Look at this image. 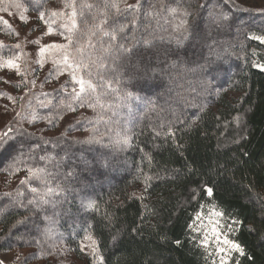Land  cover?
<instances>
[{
    "label": "trees",
    "instance_id": "1",
    "mask_svg": "<svg viewBox=\"0 0 264 264\" xmlns=\"http://www.w3.org/2000/svg\"><path fill=\"white\" fill-rule=\"evenodd\" d=\"M5 2L20 3L31 20L25 30L26 24L22 22L18 26L0 23V44L3 45L0 57L6 59L22 53L17 61L21 72L35 67L38 58L34 56L37 45L29 41L39 39L40 46L66 42L64 37L56 35L60 31L57 25L71 17L73 3L79 45H83L86 56L100 58L104 67L92 69L91 77L87 69L80 72L86 80L91 79L98 85L99 102L95 108H79L65 98L59 85L68 79L67 74L57 80L55 73L48 75L46 69H38L34 76L37 82L35 86L30 85L29 91L13 86L20 82L18 74L0 70V81L7 77L12 82H0V111L9 117L0 125V133L23 125L30 132L40 129L37 136L43 134L58 145L55 148L53 143L43 145L45 150H37L28 165H17L20 172L15 171L16 166L11 171L6 170L7 165L0 166V175L9 179L18 177L14 186L0 190V251L26 249L18 259L45 264L50 258L49 252L56 258L70 252L82 263L87 255L78 251L77 246L84 235L91 234L97 244L105 245L99 251L107 256L108 264H219L216 241L209 231L210 224L216 227L218 222V230L227 232L225 225L236 229L227 234L245 248L246 255L240 257L242 264H264V233L255 231L264 227V71L252 66L255 62L264 63V46L249 39L253 35L264 36V25L256 20L264 19V14L242 6L233 8L238 18L237 30L236 24L231 28L218 26L211 8L216 0H140L141 6L135 14L117 13L105 5L117 3L124 9L137 0H39V4L37 0H4L0 7ZM205 4L209 6L199 7ZM54 6L59 9L65 6V12L59 10V15L53 16ZM37 7L45 12V19L55 29L53 36L44 35L47 24L38 25ZM105 12L108 13L106 30L126 25L116 43L130 45L132 52L145 53L160 68L145 75L142 70H134L140 58L133 57L132 52L114 60L117 53L101 51V42L107 45L109 38L103 37L94 26L104 19ZM185 12L190 15L185 16ZM245 18L246 22H242ZM182 20L199 26L205 56L228 57L224 66H230L231 71L217 82L222 87L215 92L205 89L195 65L165 62L162 52L153 59L145 51L175 47L176 39L185 35ZM34 26L41 34L31 31ZM43 36L48 37L45 43L41 42ZM133 36L136 41L131 39ZM146 38H153L155 47L144 44ZM17 44L19 49L15 47ZM45 75H48L46 81ZM101 75L105 81H111L110 87L100 80ZM32 78L33 73L28 71L25 79ZM145 82L157 86L142 91L139 85ZM223 87L235 95L224 93ZM65 117L74 127L69 130L68 124L66 130L51 134ZM126 128L133 137V148L116 153L104 147L110 139L118 140V134L122 135ZM170 129L174 133L171 139L166 135ZM94 135L103 143H83ZM172 139L181 145L180 151L190 166L192 159L197 161L198 171L192 179L199 182V187L191 185L195 190L194 199L188 197V176L177 162L180 153L173 150ZM49 153L54 159H38ZM101 153L112 161L111 167L100 158ZM145 153L154 159L149 160ZM237 157L239 164L235 163ZM229 158L233 163L225 173L218 165H224ZM84 161L88 162L87 167ZM24 167L42 169L37 172L40 179L28 175ZM177 169H181L179 175L175 172ZM157 174L160 179H152L148 187L145 177ZM22 179L30 183L21 186ZM58 185L63 191L46 197L55 203L44 205V211L29 219L26 227H14L15 221L29 216L23 209L5 207L18 190L27 192V198H31L34 195L30 193L31 187L43 192L47 187L55 189ZM207 187L213 188L212 196L201 191ZM5 193L12 196L5 197ZM90 202L95 204L94 208L85 206ZM106 214L112 222L107 228L97 229L96 222ZM45 216L51 219L44 220ZM33 220L39 224V235ZM133 227L141 229L140 234H132L135 239L128 235ZM117 234L126 242L113 246L111 237ZM205 236L208 240L201 246Z\"/></svg>",
    "mask_w": 264,
    "mask_h": 264
},
{
    "label": "snow or ice",
    "instance_id": "2",
    "mask_svg": "<svg viewBox=\"0 0 264 264\" xmlns=\"http://www.w3.org/2000/svg\"><path fill=\"white\" fill-rule=\"evenodd\" d=\"M4 0H0V3H3ZM37 4H39V0H37ZM73 9L71 17L66 22H62L58 24L57 27L60 29L56 33L58 36L64 37L65 43H46L43 46H40V40L29 41V43H34L37 45L38 51L34 53V56L38 58L35 59V67L25 68L24 72H21V65L17 63L19 56L22 53H17L12 56L5 58L0 57V70H5L9 73L18 74L20 78L19 83L13 84L14 87L27 89L30 91V85L35 86L36 79L34 78L35 73L38 69H46L48 75L55 73L57 80L60 77L67 74L68 79L64 80L63 83L59 85L60 89L64 94H66V99H70L73 104L78 105L79 108H95L97 103L99 102V96L96 95L98 85L93 83L91 79L86 80L80 72L82 70L87 69L88 75L91 77L92 69L94 68H103L104 64L100 58L93 59L92 55H85V49L83 45H79V38L76 36L77 29V20H76V11L75 4L70 5ZM140 0H137V3L134 5H125L124 9L119 7V4L112 3L106 4L105 8H114L117 13L121 11H130L135 14L136 10L140 8ZM209 5L205 4L199 7H208ZM10 7H15L17 9L21 8L22 5L17 2L8 3L7 7H0V11L8 12ZM88 7H93L92 5H88ZM240 5L235 3V0H216V2L212 3V15L216 18L217 24L219 27L231 28L234 24L237 26V30H239V24H237L238 18L233 14V8H239ZM37 16L36 21L38 25L47 24V32L44 35L51 36L53 33L52 25L45 19V12L39 11V7H37ZM172 12H175L176 9H169ZM59 13H53V16H57ZM185 16H189L190 13L185 12ZM107 17L108 13H104V19L101 20L100 24L95 25L94 27L99 29L100 33L103 37H108L109 42L107 45H104L101 42V51L103 53H117L114 57L115 59H119V57L123 54L132 52V48L130 45L126 43H116L119 36V33L124 31L126 25H119L117 27L111 28V30H106L107 25ZM19 20L28 24V20L25 19L23 15L19 17ZM133 23H135V15H133ZM0 23L2 24H10L9 21L4 20L3 17H0ZM242 23V22H241ZM181 25L184 27L185 35H182L180 38L176 39L175 47L167 46L162 50L157 48L156 51L152 52L150 49H146V53H149L153 59L160 57L161 52L165 58V62L171 61L173 64H186V65H195V72L200 77H202V83L205 89L210 93L213 90H216L222 85H219L217 82L221 80L228 72L231 71V67L224 66V61L228 59L227 56L224 57H212L205 56L203 50V37L201 35L200 29L198 25L192 24L189 25L187 20H182ZM36 26H34L31 31H35ZM17 36L19 33H15ZM133 41H136V37L133 36L131 38ZM153 38H146L143 40V43L146 45H152ZM249 39L258 41L260 45L264 46V36L261 35H253L249 36ZM92 45H90L91 47ZM0 47H3L0 44ZM16 48H20V45H15ZM155 47V45H152ZM133 57L139 56L138 64L134 65V70H142L145 75L149 71H156L160 68V65L154 64L152 60L147 59L145 53L140 52H132ZM247 60V57H245ZM51 61V65L49 66L48 62ZM253 67L264 71V63L255 62L252 64ZM31 71L33 73V78L30 80H26L25 77L27 72ZM48 75H45L43 79L46 81ZM101 81H105V77L103 75L100 76ZM4 83L12 84L11 81L7 79V77L3 78L2 81ZM107 85L111 86V81H105ZM78 86V87H77ZM135 86V85H134ZM142 91H150L157 85L153 84L149 86L147 82L139 85ZM43 87V85H41ZM114 91H117L114 89ZM11 99V95L8 97ZM71 107V105H69ZM74 112L75 109L73 108ZM33 121L31 122H34ZM86 119V118H85ZM179 120V117L177 118ZM54 121H50L53 123ZM187 123V121H185ZM74 125H69V130H71ZM40 129H37L35 132H30L26 128L21 125L18 128H9L8 131L0 133V166L7 165L6 170L11 171L13 166L15 167L16 172H20L21 168L17 165H28L35 157L36 151H44L43 145L53 143L51 140L45 138L43 134L37 136V132H40ZM93 132H96V129H93ZM119 135L118 140H109V143L104 145L105 148L113 149L114 152H124L128 149L134 147L133 145V137L128 134V129L126 128L122 135ZM157 136L159 133L156 134ZM171 138L174 137V133L169 130L166 133ZM243 139V137H241ZM103 143L102 139L97 138L95 135L89 137L88 140L83 141V143H92V142ZM78 143L80 141H77ZM172 143L175 145L174 151L179 152V156L177 157V162L181 164V169L186 170L185 175L188 176V185H187V194L189 199L195 198V190L191 188V185L196 184L199 187V182L197 180L192 179L194 175H196L198 169H196L195 165L197 161L192 159L191 166L189 161L184 160L183 152L180 151L181 145L175 144V140L172 139ZM58 145L53 143V147H57ZM25 147H27V151H25ZM154 147H156L154 145ZM140 151H144L143 149H139ZM146 157L151 160L154 159L150 154L145 153ZM100 158L104 159L105 164L108 167L112 166V161L109 159H105V154L101 153ZM38 159L40 161L52 160L54 157L49 153L46 155L39 156ZM241 161L237 157L235 159V163L239 164ZM233 163L232 158H229L225 161L224 165H218V168H222L225 173H227V166ZM85 167L88 166V162L84 161ZM212 167V164L209 163V168ZM203 168V165H200V169ZM181 169L175 170L176 174L179 175ZM28 175L35 177L36 179H40L37 176V172H42V169H33L32 167H24L23 169ZM72 173H69L71 175ZM147 181H149L148 187L151 186L150 181L152 179H160L157 174L155 177H145ZM21 186L29 184L28 179H22L19 181ZM63 191L62 188L58 185L55 189L51 187H47L43 192L40 191L37 187H31L30 193L34 194L31 198L28 197V193L25 191L17 192V195L14 199L10 200L9 205L5 207L12 208H20L25 212L29 213V216H25L20 220L15 221L14 227L19 228L22 226H27L29 219L33 216H38L39 212L44 211V205L48 203H55L46 199V197L52 196L54 192ZM201 191H206L208 196L213 195V188L207 187L206 189H201ZM5 197H11V193H5ZM133 197L135 194L133 193ZM140 199H144L143 196ZM87 208H94L95 204L90 202L85 205ZM216 216H222V213H214ZM262 217H264V209H262ZM44 220H50L51 218L48 216L43 217ZM200 219L199 214H197V220ZM108 221L105 223L104 221ZM112 221L108 218L107 214L100 220L96 222L97 229L107 228ZM195 223V222H194ZM262 224H264V219H262ZM33 226L35 227L37 234L40 233L39 224L33 220ZM194 226V225H193ZM227 228V232H235L236 229L232 228L228 225H225ZM219 225L217 222V226L213 228V237L216 241V249L215 253L219 256V264H242L240 257H244L246 255V250L242 247L241 243H237L236 239H230L227 232L218 230ZM258 233H264V227L255 229ZM140 234L141 229L133 227L129 230L128 235L135 239L132 234ZM47 233H45L46 235ZM223 237V239H221ZM90 241V245L88 246L89 252L87 255L91 256V260L87 258V256L82 258V264H108V258L105 254H102L99 249L105 247V245L101 242L97 244V241L92 238L91 235L86 237ZM35 239V238H33ZM113 246H118L126 241L121 239L119 234L111 237ZM166 239V237H164ZM208 240V237H204V241H202L201 246L204 245ZM37 243H40L39 240H36ZM179 244L180 242L177 241ZM85 249V245L80 244L77 246L78 251H83ZM236 254V255H234ZM35 256V253L32 254ZM49 257H51V252H49ZM28 257H25L27 259ZM0 264H6V261L0 259ZM46 264H63L62 260L50 258L46 261ZM73 264H81V260H74Z\"/></svg>",
    "mask_w": 264,
    "mask_h": 264
},
{
    "label": "rangeland",
    "instance_id": "3",
    "mask_svg": "<svg viewBox=\"0 0 264 264\" xmlns=\"http://www.w3.org/2000/svg\"><path fill=\"white\" fill-rule=\"evenodd\" d=\"M6 1V0H5ZM235 3L242 6L243 8L245 9H248V10H251V11H254V12H258L260 14H264V0H235ZM2 7H7L8 6V3L5 2L4 5H1ZM52 11L55 12V13H58L60 12L59 10H61V12H65V6H63L62 8L59 9V7H52ZM27 13L25 12V8H23V6L19 9L15 8V7H10L9 8V11L6 13V12H3V11H0V16L3 17L5 20L9 21L11 25H14V26H18V24H20V20H19V17L21 15H23L25 17V19H27L28 15H26ZM28 20V25L30 24L29 22L31 20L27 19ZM54 20V19H53ZM257 21H259L261 24L263 23L264 25V19L263 18H259V19H256ZM242 22H246V18L245 19H242L241 20ZM28 25L26 24V26L23 28V30H25ZM45 28H47V26L45 25ZM34 32V31H33ZM53 32H55V29H53ZM41 34V33H38L37 31L34 32V34ZM54 33H52L51 36H53ZM50 37V36H48ZM46 37V38H48ZM43 38L41 39V42L45 43L46 41H48V39ZM217 90V89H216ZM216 90H213L211 92H215ZM224 93L228 94V95H235L234 92L232 91H229L227 90V88H224L221 89ZM220 90V91H221ZM121 113V112H120ZM120 117H122L123 115L120 114L119 115ZM9 118L8 115H4V112L2 114V111H0V125L2 124V122L4 121V119H7ZM71 123V120L70 119H67V117L61 119L60 123L58 124V126L50 131L51 134H54V133H57L59 130H66L67 129V125ZM18 177L14 178V179H9L8 177L4 176V175H0V190L3 188V187H12L14 186L15 182L17 181ZM211 226H209L210 228V235L213 236V228L215 227L214 223H211L210 224ZM91 234H86L84 235L81 239H80V242H79V245L80 244H83L85 245V249L83 250V252L87 255L88 252H89V248L88 246L90 245V241L86 238L87 236H89ZM92 236V235H91ZM92 238L94 240H96L94 238V236H92ZM214 238V237H213ZM215 239V238H214ZM27 250L26 249H13V250H9V251H0V259H3L6 261V264H18V261H21L19 262L20 264H45L44 262H41V261H35V260H31V261H22L21 259H18L19 255H22L24 253H26ZM89 256V255H87ZM91 257V256H89ZM50 258H53V259H59V260H62L63 261V264H73L74 260H80L78 258H75L73 256L72 253H68V252H64L62 253V257L60 258H56V257H50ZM49 258V259H50ZM82 264V263H81Z\"/></svg>",
    "mask_w": 264,
    "mask_h": 264
}]
</instances>
